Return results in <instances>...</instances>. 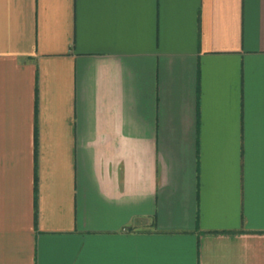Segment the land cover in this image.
I'll use <instances>...</instances> for the list:
<instances>
[{
  "label": "crops",
  "instance_id": "crops-1",
  "mask_svg": "<svg viewBox=\"0 0 264 264\" xmlns=\"http://www.w3.org/2000/svg\"><path fill=\"white\" fill-rule=\"evenodd\" d=\"M0 264H264V0H0Z\"/></svg>",
  "mask_w": 264,
  "mask_h": 264
}]
</instances>
